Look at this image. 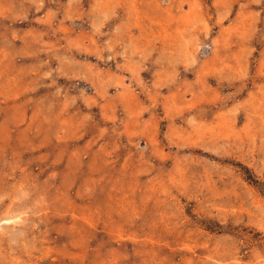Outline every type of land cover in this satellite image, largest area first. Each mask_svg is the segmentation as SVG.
Here are the masks:
<instances>
[{
  "label": "rangeland",
  "instance_id": "rangeland-1",
  "mask_svg": "<svg viewBox=\"0 0 264 264\" xmlns=\"http://www.w3.org/2000/svg\"><path fill=\"white\" fill-rule=\"evenodd\" d=\"M0 264H264V0H0Z\"/></svg>",
  "mask_w": 264,
  "mask_h": 264
}]
</instances>
